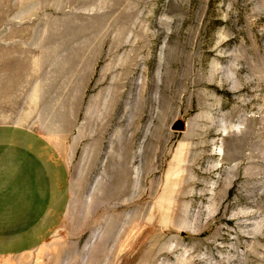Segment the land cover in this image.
Here are the masks:
<instances>
[{
	"label": "rangeland",
	"instance_id": "1",
	"mask_svg": "<svg viewBox=\"0 0 264 264\" xmlns=\"http://www.w3.org/2000/svg\"><path fill=\"white\" fill-rule=\"evenodd\" d=\"M64 5L86 73L45 77L42 110L56 134L78 118L61 227L78 264H264V0Z\"/></svg>",
	"mask_w": 264,
	"mask_h": 264
},
{
	"label": "crops",
	"instance_id": "2",
	"mask_svg": "<svg viewBox=\"0 0 264 264\" xmlns=\"http://www.w3.org/2000/svg\"><path fill=\"white\" fill-rule=\"evenodd\" d=\"M64 3L0 0V264L79 263L77 242L61 234L76 200L75 186L83 187L70 168L78 138L67 147L62 140L70 139L78 118L72 111L65 133L56 134L64 125L45 122L42 110L56 101L45 77L86 73L81 23L61 18ZM98 45L94 40L91 52L100 50V40ZM126 59L121 64L128 66ZM72 98L61 103L80 106Z\"/></svg>",
	"mask_w": 264,
	"mask_h": 264
},
{
	"label": "water",
	"instance_id": "3",
	"mask_svg": "<svg viewBox=\"0 0 264 264\" xmlns=\"http://www.w3.org/2000/svg\"><path fill=\"white\" fill-rule=\"evenodd\" d=\"M172 127L175 130H182L184 128V123L181 120H177V121L174 122Z\"/></svg>",
	"mask_w": 264,
	"mask_h": 264
}]
</instances>
